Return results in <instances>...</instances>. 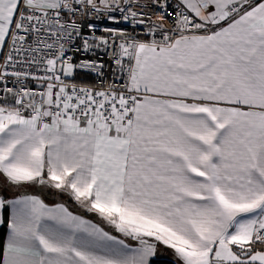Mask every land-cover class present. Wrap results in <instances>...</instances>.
Listing matches in <instances>:
<instances>
[{
  "label": "snow or ice",
  "instance_id": "snow-or-ice-1",
  "mask_svg": "<svg viewBox=\"0 0 264 264\" xmlns=\"http://www.w3.org/2000/svg\"><path fill=\"white\" fill-rule=\"evenodd\" d=\"M123 4L0 0V174L70 192L140 247L62 205L0 195V224L13 210L3 264H149L158 244L179 264H264V0H179L172 12L152 0L162 18L175 13L172 29L140 0ZM93 15L152 39L86 35L97 25L76 17ZM98 51L127 73L122 87L75 82L103 77V63L73 60Z\"/></svg>",
  "mask_w": 264,
  "mask_h": 264
},
{
  "label": "built area",
  "instance_id": "built-area-1",
  "mask_svg": "<svg viewBox=\"0 0 264 264\" xmlns=\"http://www.w3.org/2000/svg\"><path fill=\"white\" fill-rule=\"evenodd\" d=\"M121 6H124L123 0H120ZM141 4H146L147 7L142 9L144 13L151 16V20L154 21L157 24L163 23L166 28L172 29L173 23L172 21L176 19V15L173 12L172 18H162L160 13V9L158 7L153 6L152 0H140ZM179 3L178 0H170L169 5V12H172L171 5ZM135 11H141L140 9H133ZM112 15H115L117 17H120V13H112ZM76 20L78 23L87 24V23H94L97 25V30L95 32H90L89 29L83 28L82 31L86 35H94V36H107L108 33L101 31L100 29L111 27V28H117L126 31L129 35L135 36L138 40L143 42H148L152 39L149 35L146 34L145 26L143 25H133L131 22H121V23H113L112 21L106 19V18H100L96 19L95 15L92 16L91 19L87 17H80L77 16ZM156 39H160L159 34L156 35ZM79 41H77V46H79ZM7 54V48L2 51L0 54V62L3 61L5 55ZM83 59L88 60H94L98 61L100 63H103L105 65L103 69V77H97L95 74L91 73H84V72H78L75 77V82L81 85H88L93 88H102L106 86L107 84H116L119 87H122L123 84L127 81V73L118 74L116 70V66L114 62L111 59V54H104L103 51H98L94 53L84 54L81 52H76L73 54V60L79 61ZM26 67V66H25ZM12 69H9L11 71ZM17 70H22L19 66H17ZM34 71V70H31ZM37 75H42V73L37 72ZM26 87L40 91L42 89H39L37 87V84L35 81L28 80L25 82ZM8 86L9 87H18L15 83V78H9L8 80ZM2 87V85H0ZM1 102V101H0ZM27 114V113H26Z\"/></svg>",
  "mask_w": 264,
  "mask_h": 264
},
{
  "label": "crops",
  "instance_id": "crops-1",
  "mask_svg": "<svg viewBox=\"0 0 264 264\" xmlns=\"http://www.w3.org/2000/svg\"><path fill=\"white\" fill-rule=\"evenodd\" d=\"M1 53H2V51H0V54ZM149 95H151V94H149ZM157 98L164 99L165 97H157ZM2 179H4V181H7L6 177L3 174H0V187H1V184L3 185L1 190H3L5 184L10 185L11 188H14V190H15V192H12L11 193V194H13V196H11L9 199H17V198H21V197H36L39 200L43 201V203L45 205H47L49 209L56 210V213L57 214H59V212H58V206H61L62 205L73 216L78 217L79 220L86 221L87 224L84 225V226L85 227H88L89 230H91V226H95V227H98V228H101V229H103L106 226V227H113L114 231H117L116 228L113 225L109 224L105 219H103L100 215H98L96 213H95V216H93L91 214L93 212L90 213L91 214L90 216L81 215L80 213L85 211V209L83 208V204H81V203H78L76 205V207L80 209V213H77V214L74 213L73 211H71L70 208L67 207L65 204H62V203H54V204L46 203L43 200V198L40 197L41 195L40 196L38 195V194H43L42 191H40V189H38V186H40L41 184H38V183L24 184V185H26L25 186L26 188L24 189L25 190L24 192H29V193L22 194L21 192H23V191L19 192L18 186H14V185H12V184H10L8 182H4ZM1 181H2V183H1ZM37 184H38V186H37ZM17 194H19V195H17ZM0 195H1V193H0ZM86 208L88 209V207H86ZM86 213H89V212H86ZM2 215H3V213H2ZM12 216H13V210H12L11 206H9V220H8V224L10 223ZM95 217L98 218V219H96ZM41 223L42 224H46L49 228H52V229H54L56 227H60V225L57 224V221L50 220V219L47 218V216L41 221ZM1 225L2 224H0V227H1ZM103 230L105 232H108L105 229H103ZM63 231H65L66 233H70V232H73L74 229L63 228ZM108 233L110 235H112V236L117 237L118 240H124L125 241V244H127L131 250H136V249H138L140 247L139 242L136 241V240H134V239H132L131 237H129V238L128 237H120V235H118V234L115 235V234H112L110 232H108ZM9 235H10V229L7 227V232H6L5 239H4V245H5L8 237H9ZM75 236L77 238H81V237L87 238L88 237V234L85 233V232H81V231H75ZM148 239H150V238H148ZM4 245H3L2 254L0 256V264H3V259H4V255H5V253H4ZM163 251L164 250H162V253H163ZM168 255L171 258H173L174 260H176L178 262V264H179V261L177 260V258L175 256L173 250L170 249V251L168 252ZM152 258H150L149 264L151 263Z\"/></svg>",
  "mask_w": 264,
  "mask_h": 264
},
{
  "label": "trees",
  "instance_id": "trees-1",
  "mask_svg": "<svg viewBox=\"0 0 264 264\" xmlns=\"http://www.w3.org/2000/svg\"><path fill=\"white\" fill-rule=\"evenodd\" d=\"M1 183H2V181H1ZM38 184H37V186H38ZM2 186L3 185L1 184V187H0L1 195H3L6 199H9L11 196H13V194H11L7 191L9 189V186L7 184H5L3 190H1ZM25 186L26 185L18 186L19 192L23 191V192H21L22 194L29 193V192H24L25 191L24 189L26 188ZM48 193H49L48 196L43 195V194H38V195L39 196L41 195L40 197L43 198V200L46 203H49V204L62 203V204H65L67 207H69L70 210L73 211L74 213H76V214L80 213V209L76 207V205L79 202H77L75 200V197L73 195H69L68 197H65V195L62 192L54 191V190H49ZM17 195H19V194H17ZM80 214L84 215V216H90L91 215L89 213H86L85 211L81 212ZM3 220H4V223L0 227V256L2 254L4 239H5V235H6L7 227H8L9 207L3 211ZM103 229H105L106 231H108L112 234H115V235L118 234V235H120V237H126V236H124V234H122L118 231H114L113 227H106L105 226ZM156 250H157L156 254L152 258L150 264H178V262L176 260H174L173 258H171L168 255V252L170 251V249L167 248L166 246L158 244ZM162 250H164L163 253H162Z\"/></svg>",
  "mask_w": 264,
  "mask_h": 264
},
{
  "label": "rangeland",
  "instance_id": "rangeland-1",
  "mask_svg": "<svg viewBox=\"0 0 264 264\" xmlns=\"http://www.w3.org/2000/svg\"><path fill=\"white\" fill-rule=\"evenodd\" d=\"M4 178V177H3ZM3 181H4V179H2ZM4 182H7V181H4ZM8 185V184H7ZM9 186V189H8V192L9 193H12V192H15V190H14V188H11V186L10 185H8ZM38 189H40V191H42V193H43V195H49V193H48V191L49 190H54V191H59V192H62L64 195H65V197H68L69 195H71L70 194V192H68V191H61V190H59V189H55V188H53V187H51V186H49V185H47V184H44V185H40V186H38ZM18 190V189H17ZM11 191V192H10ZM76 200V199H75ZM77 201V200H76ZM77 202H79V201H77ZM79 203H81V202H79ZM82 204V203H81ZM87 206H85L84 204H83V208L85 209V211L86 212H89V214L91 213V212H93V213H91L93 216H95V213L96 214H98L97 212H94V211H89L87 208H86ZM99 215V214H98ZM96 218V217H95ZM96 219H98V218H96ZM129 238V237H128ZM169 251V250H168Z\"/></svg>",
  "mask_w": 264,
  "mask_h": 264
}]
</instances>
